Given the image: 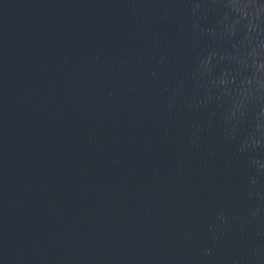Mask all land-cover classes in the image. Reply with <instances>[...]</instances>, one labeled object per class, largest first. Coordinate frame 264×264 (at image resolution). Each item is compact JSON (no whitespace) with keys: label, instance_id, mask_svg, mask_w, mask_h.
Instances as JSON below:
<instances>
[{"label":"water","instance_id":"95a60500","mask_svg":"<svg viewBox=\"0 0 264 264\" xmlns=\"http://www.w3.org/2000/svg\"><path fill=\"white\" fill-rule=\"evenodd\" d=\"M0 264H264V0H0Z\"/></svg>","mask_w":264,"mask_h":264}]
</instances>
